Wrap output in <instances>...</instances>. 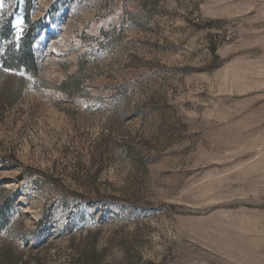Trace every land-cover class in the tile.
Listing matches in <instances>:
<instances>
[{"label": "rangeland", "instance_id": "obj_1", "mask_svg": "<svg viewBox=\"0 0 264 264\" xmlns=\"http://www.w3.org/2000/svg\"><path fill=\"white\" fill-rule=\"evenodd\" d=\"M0 264H264V0H0Z\"/></svg>", "mask_w": 264, "mask_h": 264}, {"label": "trees", "instance_id": "obj_2", "mask_svg": "<svg viewBox=\"0 0 264 264\" xmlns=\"http://www.w3.org/2000/svg\"><path fill=\"white\" fill-rule=\"evenodd\" d=\"M26 24L29 27L27 30L26 35L31 34L30 29V21L28 19V16H26ZM28 40V39H27ZM31 43H28V41H22V45L17 51H10V55L6 62H4V65L6 68L9 69H17V70H23L26 74H28L31 78L36 79L37 73H38V65L35 61V57L33 55V52L31 51ZM24 88V85L20 87V89L15 93V97H13L11 100H8L7 104H12L15 102L18 97L20 96V93L22 89ZM59 91L66 94L68 97H73L78 94L80 89L79 81H76L75 78H69L67 81L62 82L60 86L57 87ZM1 216H4L1 214Z\"/></svg>", "mask_w": 264, "mask_h": 264}]
</instances>
